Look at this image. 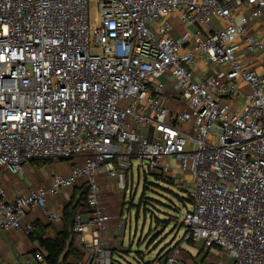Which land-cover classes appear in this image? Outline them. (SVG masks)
I'll return each mask as SVG.
<instances>
[{
  "label": "built area",
  "instance_id": "2783aa9c",
  "mask_svg": "<svg viewBox=\"0 0 264 264\" xmlns=\"http://www.w3.org/2000/svg\"><path fill=\"white\" fill-rule=\"evenodd\" d=\"M96 10L90 23L88 0H0V167L71 161L13 200L0 187V231L35 236L24 215L58 221L48 197L82 178L87 210L72 227L82 257L67 262L114 264L100 177L125 188L139 159L188 192L183 237L219 249L201 264H264V0H96ZM186 263L176 249L146 262ZM21 264H47L39 245Z\"/></svg>",
  "mask_w": 264,
  "mask_h": 264
},
{
  "label": "rangeland",
  "instance_id": "374dc122",
  "mask_svg": "<svg viewBox=\"0 0 264 264\" xmlns=\"http://www.w3.org/2000/svg\"><path fill=\"white\" fill-rule=\"evenodd\" d=\"M96 12V0H88L90 23L95 22ZM139 161L133 160L124 185L126 204L123 212L126 215V231L122 237V246L127 251L113 252V259L116 261L114 264H146L148 260L162 255L171 245L187 263L194 264L207 249H204L202 243L188 242L183 237L184 226L181 222L186 210L190 209L188 192L182 187H177L173 178H165L159 169H148L144 164L137 165ZM33 166L44 174L47 166H52V163L42 162L39 166ZM119 198L118 193V202ZM208 251L205 261H215L219 257L218 248L209 247ZM222 258L229 262L225 254Z\"/></svg>",
  "mask_w": 264,
  "mask_h": 264
},
{
  "label": "crops",
  "instance_id": "0c3cea01",
  "mask_svg": "<svg viewBox=\"0 0 264 264\" xmlns=\"http://www.w3.org/2000/svg\"><path fill=\"white\" fill-rule=\"evenodd\" d=\"M264 52L258 54L257 58L263 57ZM63 162H58V160ZM52 166H47V171L41 174L37 171V168L31 163L24 164L21 172H12L7 167H0V187L4 188L6 197L9 200H13L17 196L24 194L29 188L39 185L46 186L50 183L51 176L54 172L68 173L70 169V160L66 159H52ZM20 173V174H18ZM18 174V175H17ZM187 180L190 179L188 174L185 175ZM114 181V184H113ZM115 178L108 177L105 173L101 174L100 184L101 192L104 204L106 205L107 212L110 215L109 220L106 223L105 229L101 235L107 246L112 249L113 252H120L123 248L122 237L126 231L125 226H119L120 214L123 212L120 204H122L125 196V189L118 187ZM80 184L79 181L69 188H64L55 196H50L47 199V206L50 210L59 213L62 206L70 198V195L76 189V185ZM124 181V185H125ZM116 188H114V186ZM123 190L122 192L119 190ZM120 194L119 202L117 201V195ZM76 194V192H75ZM118 202V203H117ZM120 207V208H119ZM119 209V210H118ZM34 222L42 230L43 236H53L57 229H59V220L56 222H49L40 209H33L27 212L22 218V223ZM38 245L36 238H31L30 234H26L23 230H2L0 231V264H21L24 261L26 255L32 252V250ZM73 260L72 257H68Z\"/></svg>",
  "mask_w": 264,
  "mask_h": 264
},
{
  "label": "trees",
  "instance_id": "16d2710c",
  "mask_svg": "<svg viewBox=\"0 0 264 264\" xmlns=\"http://www.w3.org/2000/svg\"><path fill=\"white\" fill-rule=\"evenodd\" d=\"M52 159H44V158H32L29 159L26 163H31L33 165L39 166L42 162L47 163L51 162ZM24 163V164H26ZM23 164V166H24ZM128 170L125 171V180L128 175ZM158 175V174H157ZM80 184L76 185V189L71 193L70 198L67 202L62 206L59 218L60 227L57 229L56 233L53 236H43L41 228L35 225L37 232L35 236L30 234L31 238H36L39 247L43 251L44 260L47 264H69L67 262L68 257H72L73 261H77L82 257L81 251L74 245L75 233L73 232V218L75 213L82 208L83 210H87L86 207V195H87V183L82 179H78ZM76 182V183H77ZM76 183H74L73 187ZM69 188V187H68ZM76 192V194H75ZM132 195V194H131ZM129 195V196H131ZM132 197V196H131ZM184 201V198H182ZM188 201L190 199L188 198ZM123 204V205H122ZM122 208L126 204L123 198ZM166 221V220H165ZM34 223V222H33ZM188 242H193L188 240ZM174 248L173 245L169 246L162 255L158 258L161 261L164 256L169 254ZM126 248H121L120 252H126ZM202 251V250H200ZM208 249L201 255L199 261H195L194 264H199L205 262V258L208 254ZM194 257V256H192ZM192 259V258H191ZM198 262V263H197ZM189 264V263H186ZM193 264V263H190Z\"/></svg>",
  "mask_w": 264,
  "mask_h": 264
}]
</instances>
